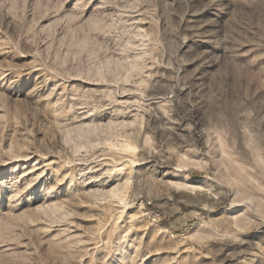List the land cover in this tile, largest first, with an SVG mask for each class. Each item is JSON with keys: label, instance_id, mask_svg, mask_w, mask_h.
<instances>
[{"label": "rangeland", "instance_id": "rangeland-1", "mask_svg": "<svg viewBox=\"0 0 264 264\" xmlns=\"http://www.w3.org/2000/svg\"><path fill=\"white\" fill-rule=\"evenodd\" d=\"M0 264H264V0H0Z\"/></svg>", "mask_w": 264, "mask_h": 264}]
</instances>
